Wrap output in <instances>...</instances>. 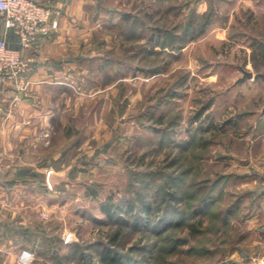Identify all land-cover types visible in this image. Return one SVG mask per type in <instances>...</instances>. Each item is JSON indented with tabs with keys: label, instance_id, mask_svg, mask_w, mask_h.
<instances>
[{
	"label": "rangeland",
	"instance_id": "1",
	"mask_svg": "<svg viewBox=\"0 0 264 264\" xmlns=\"http://www.w3.org/2000/svg\"><path fill=\"white\" fill-rule=\"evenodd\" d=\"M111 4L59 94L62 124L28 140L22 166L15 151L28 177L4 198L0 264H103L110 249L127 264L258 262L264 0Z\"/></svg>",
	"mask_w": 264,
	"mask_h": 264
},
{
	"label": "crops",
	"instance_id": "2",
	"mask_svg": "<svg viewBox=\"0 0 264 264\" xmlns=\"http://www.w3.org/2000/svg\"><path fill=\"white\" fill-rule=\"evenodd\" d=\"M37 1L58 12L60 26L51 35L38 39L32 48L21 47L17 35L13 30L6 29L0 15V38L5 37L10 46L20 49L24 57L31 58L27 91L20 90L8 79L0 80V163L9 165H1L5 174L0 180V214L5 211L4 198L8 197L14 181L20 179L16 178L15 174L22 180L28 177V169L19 167L27 159L24 145L28 144V140H48V131H57V126L62 124L61 105H58L59 94H64L63 89L72 92L75 83L78 84L79 78L75 72V67L81 61L78 52L81 48L87 49L85 44L90 36L103 29L102 25L105 26L107 21L116 17L112 0ZM239 2L250 4L254 3V0ZM54 143L56 142L51 145ZM14 155L18 156V163L21 164L11 168L10 164L16 158ZM259 193L261 196L257 205L262 206L259 212L263 218H259L258 228L264 229V189ZM256 208L254 205V209ZM2 220L0 217V221ZM254 242L264 247V236L261 235ZM256 252L259 256H254V261L258 260L264 264V251ZM255 263L257 262L251 264Z\"/></svg>",
	"mask_w": 264,
	"mask_h": 264
},
{
	"label": "built area",
	"instance_id": "3",
	"mask_svg": "<svg viewBox=\"0 0 264 264\" xmlns=\"http://www.w3.org/2000/svg\"><path fill=\"white\" fill-rule=\"evenodd\" d=\"M0 15L6 29L18 37L21 47L32 48L36 41L51 35L60 26L58 12L37 0H0ZM31 58L0 38V80L8 79L20 90H26Z\"/></svg>",
	"mask_w": 264,
	"mask_h": 264
},
{
	"label": "trees",
	"instance_id": "4",
	"mask_svg": "<svg viewBox=\"0 0 264 264\" xmlns=\"http://www.w3.org/2000/svg\"><path fill=\"white\" fill-rule=\"evenodd\" d=\"M127 20H129L128 15L123 16V19L121 21V23L126 22ZM150 206H146L145 211L146 212H150L149 209ZM105 211L111 216L114 217L115 213L112 211V207L105 205ZM101 260L103 262V264H127L126 261H124L122 255L116 251V250H108L105 252V254L101 255Z\"/></svg>",
	"mask_w": 264,
	"mask_h": 264
},
{
	"label": "water",
	"instance_id": "5",
	"mask_svg": "<svg viewBox=\"0 0 264 264\" xmlns=\"http://www.w3.org/2000/svg\"><path fill=\"white\" fill-rule=\"evenodd\" d=\"M252 75H253V72L251 70L243 69V75L238 79V81L244 80L247 77H251ZM4 174H5V171L0 167V180H2ZM255 264H261V263L257 262Z\"/></svg>",
	"mask_w": 264,
	"mask_h": 264
}]
</instances>
